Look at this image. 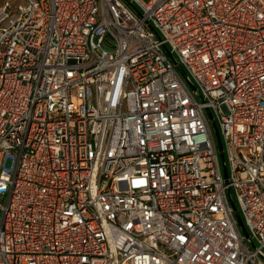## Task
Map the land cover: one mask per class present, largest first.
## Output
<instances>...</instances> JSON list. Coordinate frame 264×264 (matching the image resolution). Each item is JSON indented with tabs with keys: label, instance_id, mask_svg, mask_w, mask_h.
I'll return each instance as SVG.
<instances>
[{
	"label": "built area",
	"instance_id": "2783aa9c",
	"mask_svg": "<svg viewBox=\"0 0 264 264\" xmlns=\"http://www.w3.org/2000/svg\"><path fill=\"white\" fill-rule=\"evenodd\" d=\"M0 264H264V0L5 1Z\"/></svg>",
	"mask_w": 264,
	"mask_h": 264
},
{
	"label": "water",
	"instance_id": "95a60500",
	"mask_svg": "<svg viewBox=\"0 0 264 264\" xmlns=\"http://www.w3.org/2000/svg\"><path fill=\"white\" fill-rule=\"evenodd\" d=\"M149 27L153 31V28L151 26H149ZM164 50H165V53H166L167 57L169 58V60L173 63L174 66H176L177 61L175 60V58L170 54V52L168 51L167 48H164ZM183 77L185 78V75H183ZM188 84L193 90L195 89L194 86L190 82H188ZM207 115H208L209 119L211 120V128H212V131H213V134L215 137V141H216V147H217V152L219 155V160H220V164H221V170H222L223 178L226 179L227 178L226 165H225V161H224L223 148H222V143L220 141L218 129H217L215 123L212 121V117H211L210 112H207ZM227 197H228V201H229L230 207L232 209L234 218L236 220L237 226L239 228V231L241 232L243 238L248 243H250L251 247H253V244L250 242V239H249V234H248V232L244 226V223L240 217V214L238 213V210L234 206V203L231 199L229 191H227Z\"/></svg>",
	"mask_w": 264,
	"mask_h": 264
},
{
	"label": "rangeland",
	"instance_id": "374dc122",
	"mask_svg": "<svg viewBox=\"0 0 264 264\" xmlns=\"http://www.w3.org/2000/svg\"><path fill=\"white\" fill-rule=\"evenodd\" d=\"M5 1H9V2H12V3H19L21 0H0V7H1V5H2ZM174 58H175V57H174ZM218 133H219L220 141H221V143H222V147H223V140L221 139L222 131H221L220 128L218 129ZM213 136H214V134H213ZM214 139H215V138H214ZM220 166H221V164H220ZM230 196H231V199H232V201H233V203H234V206L236 207V209L238 210V212H239V214H240V216H241V212H240V210H239V203H238V201H237V198H236V195H235V192H234L233 189L230 190Z\"/></svg>",
	"mask_w": 264,
	"mask_h": 264
}]
</instances>
